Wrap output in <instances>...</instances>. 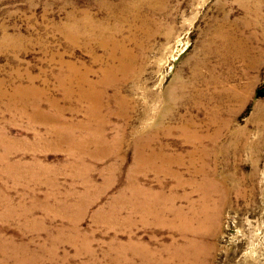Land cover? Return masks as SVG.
Instances as JSON below:
<instances>
[{
	"label": "rangeland",
	"instance_id": "rangeland-1",
	"mask_svg": "<svg viewBox=\"0 0 264 264\" xmlns=\"http://www.w3.org/2000/svg\"><path fill=\"white\" fill-rule=\"evenodd\" d=\"M129 243L264 264V0H0V264Z\"/></svg>",
	"mask_w": 264,
	"mask_h": 264
},
{
	"label": "bare ground",
	"instance_id": "bare-ground-1",
	"mask_svg": "<svg viewBox=\"0 0 264 264\" xmlns=\"http://www.w3.org/2000/svg\"><path fill=\"white\" fill-rule=\"evenodd\" d=\"M90 98V97H89ZM98 99V98H97ZM98 142V141H97ZM100 143V142H99ZM82 144V143H81ZM84 145V144H83ZM85 145H86V143H85ZM159 157V158H158ZM168 157V156H167ZM157 158L158 159H160V160H162V161H164L165 163H169L170 162V159L169 158H166L163 154H160V153H158L157 154ZM147 160L149 161V162H153V155H151L149 158H147ZM138 161V160H137ZM140 162L142 161V160H139ZM140 190V189H139ZM138 189H136V192H135V197L137 198V199H139L141 196V193H140V191H139ZM148 197V196H147ZM144 199V198H143ZM132 201H133V199H132ZM136 202V203H135ZM139 202V201H138ZM138 202L136 201V200H134V205H133V208H134V210H139L140 208H139V204H138ZM144 207V206H143ZM148 208V210H150V207H147ZM185 220V219H184ZM183 234V233H182ZM186 239V238H185ZM128 252H132V254L133 253H137L138 254V248L134 245V244H132V243H129V244H126V245H123V246H120V255H123V261H122V263L123 264H129V261H128V259H127V253ZM194 253V252H193ZM146 256V255H145ZM151 258V257H150ZM153 260V259H152ZM147 264H150V261H151V259H146V260H144ZM118 263L120 262V261H117ZM164 262V261H163ZM167 263V262H166ZM166 263H162V264H166ZM143 264V263H142ZM153 264V263H152Z\"/></svg>",
	"mask_w": 264,
	"mask_h": 264
}]
</instances>
